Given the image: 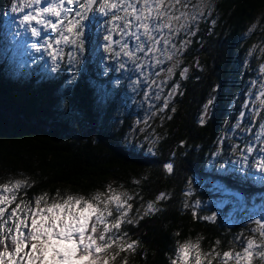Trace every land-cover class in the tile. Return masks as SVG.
Listing matches in <instances>:
<instances>
[{"label": "trees", "instance_id": "1", "mask_svg": "<svg viewBox=\"0 0 264 264\" xmlns=\"http://www.w3.org/2000/svg\"><path fill=\"white\" fill-rule=\"evenodd\" d=\"M9 1L0 0V23ZM216 5L215 17L203 18L172 37L179 48L188 41L170 61L171 67L176 59L180 63L164 86L165 91L177 84L179 88L171 91L167 111L162 112L151 139L140 146L127 142V117L123 127L114 128L119 118L117 102L128 101L127 85L113 88L114 71H103L106 58L99 51L91 56L94 31L86 37L83 57L72 72L48 73L43 67H19L11 54L3 58L5 40L0 27V185L25 178L35 182L16 193L4 219L21 199L33 200L43 192L52 196L59 190L61 195L90 197L105 191L108 184H122L130 193H139L129 201L133 204L130 217L136 216L137 209L142 212L141 205L155 200L160 192L167 198L158 202L156 214L144 216L138 224L122 225L121 232L140 243L134 253H121L114 264H121L125 256L128 264H171L178 243L200 236L205 252L220 239L217 251L221 254L229 249L242 251L243 237L255 235L259 242V232L251 229L264 216V177L251 176L254 157L243 166L225 169L210 166L209 158L215 147H230L232 138L225 126L230 123L233 129L236 119L250 126L264 114L250 109L244 99L246 81L254 73L242 68L243 47L239 45L253 13L264 9V0H217ZM185 67L186 78L181 76ZM213 95L205 123L200 124L204 106ZM91 128L94 134L88 133ZM242 136L240 132L242 142L251 138V134ZM167 163L173 164L172 173L167 172ZM213 214L214 220L203 219ZM213 264H223L221 257ZM226 264L236 261L228 259ZM252 264L264 261L254 256Z\"/></svg>", "mask_w": 264, "mask_h": 264}, {"label": "snow or ice", "instance_id": "2", "mask_svg": "<svg viewBox=\"0 0 264 264\" xmlns=\"http://www.w3.org/2000/svg\"><path fill=\"white\" fill-rule=\"evenodd\" d=\"M187 8L186 0H50L46 6L44 0H18L11 5L12 12L31 9L22 16L21 24L30 27L32 36H41V28L32 26L33 22L55 33V36L47 37L45 44L33 45L37 52L42 48L50 50L49 55L53 61L62 56L63 49L57 47L61 44L73 45L77 51L84 48L85 22L91 13L98 11L110 17L107 23L111 27L108 35L103 38L107 52L113 56H120L122 52L133 60L138 58V52L158 54L155 55L157 65L164 60L172 61L188 43L183 41L181 48H177L171 39L182 30L187 31L189 24L197 18L182 10ZM257 24L250 31L255 30ZM117 32L122 39L114 41L113 33ZM125 36L136 41L134 51L130 50L127 40H123ZM114 43L120 45L119 52L113 48ZM256 48L257 46H253L252 51ZM260 51L264 54V49ZM179 63L177 60L167 69L169 76L173 75V70ZM121 67L124 65L121 64ZM259 71L264 72V65L260 66ZM187 72L188 68H183L181 76L186 78ZM178 88L177 84L172 91L175 92ZM168 95L171 97L172 92ZM257 99L264 106V83L260 85ZM212 103L209 99L205 104L200 124L205 123L207 110ZM164 107H168L167 102ZM236 127L239 128L240 124L237 123ZM261 131L264 134V125H261ZM246 151L252 153L254 147L248 145ZM260 151L264 152V149ZM244 159L247 157L244 156ZM256 167L264 171V156L260 157ZM165 168L168 173L174 170L172 163H167ZM34 183L25 178L9 180L0 185V246H3L0 250V264H114L121 253H134L140 243L139 240L131 239L126 231L121 232L122 225L138 224L144 216L156 214L160 211L158 202L167 198L165 192H160L155 200L146 202V206L141 205L142 212L137 209L136 216L130 217L133 204L129 201L139 193H130L122 184L118 187L108 184L105 191L98 190L90 197L61 195L57 190L52 196L48 192L35 196L34 206L33 200L21 199L11 209L8 218L4 219L6 206L16 200V193L21 188L34 186ZM4 192L12 195L6 196L2 194ZM192 215L194 219L197 218L195 210ZM214 218L215 214L203 217L204 220ZM254 223L258 227L251 231L259 232L260 240L258 242L255 235L243 237L242 251L229 249L221 254L217 251L221 240L216 239L214 245L205 252L201 249L203 237L200 236L195 241L188 239L178 243L177 256L171 260V264H177L178 261L179 264H191L190 257L194 264H213L216 257H221L223 264L228 259H234L236 264H252L254 256L264 261V219ZM241 238L242 234L236 237L237 240ZM121 264H128L127 256L121 260Z\"/></svg>", "mask_w": 264, "mask_h": 264}, {"label": "rangeland", "instance_id": "3", "mask_svg": "<svg viewBox=\"0 0 264 264\" xmlns=\"http://www.w3.org/2000/svg\"><path fill=\"white\" fill-rule=\"evenodd\" d=\"M16 2H18V0H10L9 4L5 6L4 11H6V13L3 14L5 20L0 23L1 35L5 40V42H3L4 44L1 45L5 49L3 58L11 54L15 58L12 60L19 67L29 65V67L35 70H38L37 67H43L48 73H56L58 71L67 73V71L70 70L72 72V70L77 67V60L83 57L84 48L77 51L73 45L61 44L57 47L62 48L63 53L56 61H53L52 57L49 55L50 50L46 48H42L40 52H37L33 45L45 44L47 37L49 35L55 36V33L33 22L32 26L41 28V36H32L30 27L21 24L22 16L31 9H25V12H12L11 5ZM48 2H50V0H44L45 6ZM186 3L188 4V8L182 10L188 12L191 16L197 17L189 24L188 28L197 25L203 18H212L216 16L217 0H186ZM176 14L178 15L179 13L177 12ZM92 23L95 25L94 29L90 28ZM254 24H257V28L250 31ZM85 25L83 29L85 32L84 43L87 40L86 37L94 31L95 48L91 56L94 55L95 51L96 55L98 51L101 52L102 57L106 58L105 63H102L103 71H114L115 73L112 87L116 88L120 83H125L127 85L128 91L125 92V98L128 96V101L117 102L116 107H118V111L116 110V115L119 116V118L114 120V128L119 129L123 127L125 117H127L128 122L125 128L127 142L134 143L135 146H140L143 144V141L147 142L151 139L152 134L155 132L156 125L161 121L162 112L167 111L168 107L165 108L164 104L165 102H167V104L169 103L170 97L168 94L169 91L171 92L172 90L165 91L164 86L169 77L172 76H169L167 73V69L171 67V62L160 57L164 62L157 65L155 63V55L158 54L138 52L136 53L138 58L133 60L122 52L120 56H113L112 53L107 52L104 47L106 41L103 38L108 35V29L111 26L107 23L105 16L98 11L90 14ZM166 33L167 29H165V34ZM113 39L116 41L122 38L117 32ZM171 39L172 43L177 45L175 42L176 39ZM123 40H127L130 50H135L136 41L134 39H129L125 36ZM239 45L243 47V53L241 52L243 58L242 68H248L250 72L254 73V76L246 81L245 93L243 96L247 102V106L250 109H255V112L258 114L264 111V106H261L260 101L257 99L260 92V85L264 83V72L259 71L260 66L264 65V54L260 51L264 49V9L253 13L252 19L245 26ZM253 46H257L255 51H252ZM113 48L117 52L120 51V45L117 43L113 44ZM177 48H179L178 45ZM76 56H78V58ZM67 61H69V63H67ZM64 62L67 64L65 68L61 67ZM121 64H123L124 67H121ZM18 66L15 65V68L20 70ZM153 81H155V83H153ZM210 99L214 101V95L210 97ZM105 105L106 104L103 103L104 108ZM210 106L207 113L210 111ZM103 110L99 112L100 119L104 117ZM237 123L240 124L239 128L236 127ZM255 125L256 128L254 129L253 127ZM261 125H264V114L259 121L256 123L252 122L250 126L241 123L240 119H238V121L236 119L233 129L230 123L228 127L225 126L227 136L232 138L231 145L229 148H224L222 146L215 147L209 158L210 166L218 169L238 168L250 162L254 157V161L250 164V170L252 171L251 176L255 179L263 178L264 171L256 167L260 157L264 156V152L260 151L264 149V134H262ZM240 132L243 134L242 138L251 134L249 141L242 142ZM248 145L254 147L252 153H247L246 146ZM234 148L235 150L233 151ZM244 156L247 157L246 160ZM261 216L262 219H264V216ZM254 226L258 227L256 224H254Z\"/></svg>", "mask_w": 264, "mask_h": 264}, {"label": "water", "instance_id": "4", "mask_svg": "<svg viewBox=\"0 0 264 264\" xmlns=\"http://www.w3.org/2000/svg\"><path fill=\"white\" fill-rule=\"evenodd\" d=\"M113 38H114V33H113ZM89 134H94L95 133V128H91L89 131H88Z\"/></svg>", "mask_w": 264, "mask_h": 264}, {"label": "flooded vegetation", "instance_id": "5", "mask_svg": "<svg viewBox=\"0 0 264 264\" xmlns=\"http://www.w3.org/2000/svg\"><path fill=\"white\" fill-rule=\"evenodd\" d=\"M115 36V35H114ZM177 60V59H176Z\"/></svg>", "mask_w": 264, "mask_h": 264}]
</instances>
